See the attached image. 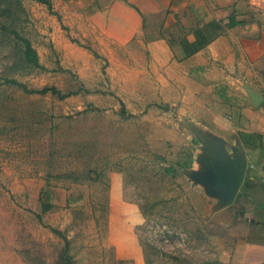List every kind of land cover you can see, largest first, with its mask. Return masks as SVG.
Segmentation results:
<instances>
[{
  "label": "rangeland",
  "instance_id": "374dc122",
  "mask_svg": "<svg viewBox=\"0 0 264 264\" xmlns=\"http://www.w3.org/2000/svg\"><path fill=\"white\" fill-rule=\"evenodd\" d=\"M49 1L0 0V264H56L65 240L73 264H229L187 171L199 139L155 107L163 14L121 44L95 23L113 0Z\"/></svg>",
  "mask_w": 264,
  "mask_h": 264
},
{
  "label": "crops",
  "instance_id": "0c3cea01",
  "mask_svg": "<svg viewBox=\"0 0 264 264\" xmlns=\"http://www.w3.org/2000/svg\"><path fill=\"white\" fill-rule=\"evenodd\" d=\"M145 11L165 19L168 33L147 44L155 107L175 111L199 139L187 171L205 191L204 216L229 232V264H264V0H113L95 23L122 44L141 30ZM214 157H227L223 168L243 160L229 200L202 178L217 172Z\"/></svg>",
  "mask_w": 264,
  "mask_h": 264
},
{
  "label": "water",
  "instance_id": "95a60500",
  "mask_svg": "<svg viewBox=\"0 0 264 264\" xmlns=\"http://www.w3.org/2000/svg\"><path fill=\"white\" fill-rule=\"evenodd\" d=\"M251 97L255 100V104H259L257 102V98L260 99V97L257 94H250ZM215 162H213L214 168L217 170L214 174H203L202 178L205 179L206 182L213 184L214 189L221 190L224 192L226 198L229 200L234 193L236 192L239 181L242 179L243 171H244V163L243 160H235L232 162V164H235L236 166L234 168L231 167H225L224 163L228 162L227 157H222L218 159L217 157H214ZM239 161V162H238ZM237 163H240L238 166ZM231 164V165H232Z\"/></svg>",
  "mask_w": 264,
  "mask_h": 264
},
{
  "label": "trees",
  "instance_id": "16d2710c",
  "mask_svg": "<svg viewBox=\"0 0 264 264\" xmlns=\"http://www.w3.org/2000/svg\"><path fill=\"white\" fill-rule=\"evenodd\" d=\"M39 1H42L46 4H48V6H50L49 0H39ZM10 33H12L14 35V37H16L17 39H19L22 42L24 59L29 64L38 66V55H37L36 50L32 46L30 40L28 38L21 36L18 33V31H16L15 29H10ZM6 82L22 87L23 90H25L27 93H39V94H44V93H48V92H51L53 94L58 93V91L55 89V87L45 86L41 89H28L24 84L16 81L15 79H7ZM50 207H51V203H49L47 201L42 202V210L46 211ZM65 242H66V245L63 249L62 255L60 256V260L58 262H56V264H73L71 256L67 254L68 242L66 240H65Z\"/></svg>",
  "mask_w": 264,
  "mask_h": 264
},
{
  "label": "built area",
  "instance_id": "2783aa9c",
  "mask_svg": "<svg viewBox=\"0 0 264 264\" xmlns=\"http://www.w3.org/2000/svg\"><path fill=\"white\" fill-rule=\"evenodd\" d=\"M261 182L264 185V171L262 172V175H261Z\"/></svg>",
  "mask_w": 264,
  "mask_h": 264
}]
</instances>
